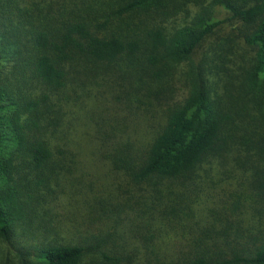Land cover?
Returning a JSON list of instances; mask_svg holds the SVG:
<instances>
[{
  "label": "trees",
  "instance_id": "trees-1",
  "mask_svg": "<svg viewBox=\"0 0 264 264\" xmlns=\"http://www.w3.org/2000/svg\"><path fill=\"white\" fill-rule=\"evenodd\" d=\"M19 1L0 264H264V0Z\"/></svg>",
  "mask_w": 264,
  "mask_h": 264
},
{
  "label": "rangeland",
  "instance_id": "rangeland-1",
  "mask_svg": "<svg viewBox=\"0 0 264 264\" xmlns=\"http://www.w3.org/2000/svg\"><path fill=\"white\" fill-rule=\"evenodd\" d=\"M38 0H20L19 1V3H20V7H22V8H28L29 6H30V4H33L34 2H37ZM40 1V0H39ZM10 6L12 7L13 5L12 4H10ZM10 7V8H11ZM8 6L6 7V5H5V7L0 11V15L3 17L4 16V14L6 15L7 14V11L10 9ZM222 15H224V14H222ZM230 26L228 23H226L224 26ZM219 33L220 34H223V31H219ZM15 244V246L17 247V243L16 242H14ZM4 245H6V243H4ZM22 245H27V243L25 244V241L24 242H20V246H22ZM14 260V259H13ZM19 262L20 261H18V259H15L14 260V264H19Z\"/></svg>",
  "mask_w": 264,
  "mask_h": 264
}]
</instances>
